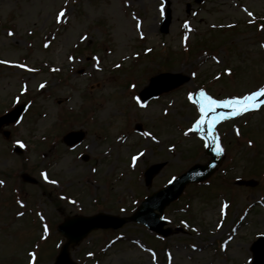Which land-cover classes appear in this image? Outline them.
Returning <instances> with one entry per match:
<instances>
[{"label":"rangeland","instance_id":"374dc122","mask_svg":"<svg viewBox=\"0 0 264 264\" xmlns=\"http://www.w3.org/2000/svg\"><path fill=\"white\" fill-rule=\"evenodd\" d=\"M195 1L0 0V61L6 62L0 63V112L28 105L8 128L10 139L0 133V264H53L56 246L65 243L56 228L66 218L130 217L144 198L209 162L202 134L189 131L200 114L188 96L199 100L204 90L223 100L264 87V0ZM166 16L171 23L163 33ZM162 73L191 79L140 108L139 92ZM262 101L259 110L215 125L225 154L221 166L164 213L167 226L184 223V233L164 242L129 222L91 232L71 249L72 259L251 264V245L264 236ZM70 131L86 133L74 149L62 142ZM17 145L23 153H13ZM161 164L147 186L144 171ZM24 173L37 183L23 182Z\"/></svg>","mask_w":264,"mask_h":264},{"label":"water","instance_id":"95a60500","mask_svg":"<svg viewBox=\"0 0 264 264\" xmlns=\"http://www.w3.org/2000/svg\"><path fill=\"white\" fill-rule=\"evenodd\" d=\"M201 0H199L200 2ZM170 23V18L165 23L164 30H168V25ZM179 76L164 75L159 78L153 79V83L158 82L164 79L166 84L159 85L157 88L152 90L151 95L159 94L162 91H166L177 87L184 83L186 80H179ZM148 91L143 93L144 98L148 97L150 94H147ZM23 108H18L14 112L8 114L7 116L0 118V127L4 122L16 121L22 114ZM84 134L78 133L71 140H68L70 145H74L82 140ZM209 153L212 154V161L207 166H195L189 170L186 174L178 178L173 182L167 189L161 191L157 195L150 198L145 202L141 209L137 212L136 216L131 218L132 221L144 222L151 229L158 231L159 233L168 236L171 231L162 230V227L165 223L160 221L158 215L154 214V210L158 209L161 213L164 208L170 204L172 201L177 199L187 184L196 181H203L209 178L216 170L217 166L220 164L222 155H217L214 150V145L210 147ZM162 166H156L148 170L147 172V183L150 184L154 175ZM25 180L31 181L29 178L25 177ZM108 221V222H103ZM127 220L116 218L106 215H98L92 218H73L65 221L60 227L59 231L65 237H67L68 242L64 246L61 254L56 260L55 264H76L72 261L69 253V249L72 246L79 244L92 230L98 228H120L122 227ZM252 251L254 253V262L253 264H264V238H261L258 242L253 245Z\"/></svg>","mask_w":264,"mask_h":264},{"label":"snow or ice","instance_id":"6c2138e0","mask_svg":"<svg viewBox=\"0 0 264 264\" xmlns=\"http://www.w3.org/2000/svg\"><path fill=\"white\" fill-rule=\"evenodd\" d=\"M64 12H60V16H64ZM249 16L252 15V13H248ZM137 27H139V24H137ZM185 27L187 28L188 25L185 24ZM9 35H12V33H9ZM48 45L46 44L45 47ZM264 46V45H262ZM0 63H6L5 61H0ZM23 67V65H21ZM30 71L32 69H29ZM229 76L232 75L231 70H228L227 73ZM219 79V77H217ZM41 87H44V85H41ZM26 90V89H25ZM199 100H193V94H189L188 99L192 101L194 104L198 105L199 110V119L196 120L195 124L189 131H204L205 137H208V142L206 143L207 147H212L215 145V151L217 155L221 154L223 152V148L219 145V137L216 134L215 131V125L217 124L218 120L223 119H230L232 117H238L242 116L245 113H248L250 111H256L259 110L261 104L258 103V98L264 97V87H261L258 91H254L250 94L243 95L240 97H233L230 99H223V100H217L214 99L212 96L208 95L204 90L199 91ZM139 102V101H138ZM261 103H264L262 101ZM141 107H145V105L141 104ZM218 108H229L231 109L230 116H224V117H215V111ZM209 114H213V119L209 120ZM188 133L186 132L185 135ZM146 135H149L146 133ZM237 135H239V132L237 131ZM205 137H201V139H205ZM135 159V158H134ZM44 176L45 180H48V176L46 173L42 174ZM51 183H56V181H50ZM3 184V181H0V185ZM23 206V205H21ZM225 208L228 206L225 204ZM23 215V213H21ZM45 231H47V228H45Z\"/></svg>","mask_w":264,"mask_h":264},{"label":"bare ground","instance_id":"6f19581e","mask_svg":"<svg viewBox=\"0 0 264 264\" xmlns=\"http://www.w3.org/2000/svg\"><path fill=\"white\" fill-rule=\"evenodd\" d=\"M208 119H209V120H211V119H213V118H211V119H210V118H208Z\"/></svg>","mask_w":264,"mask_h":264}]
</instances>
